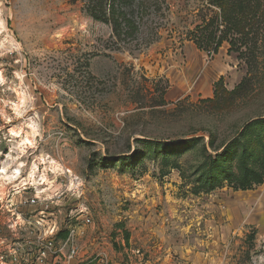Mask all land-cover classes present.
Masks as SVG:
<instances>
[{
	"label": "rangeland",
	"instance_id": "1",
	"mask_svg": "<svg viewBox=\"0 0 264 264\" xmlns=\"http://www.w3.org/2000/svg\"><path fill=\"white\" fill-rule=\"evenodd\" d=\"M2 168L0 264H264V0H0Z\"/></svg>",
	"mask_w": 264,
	"mask_h": 264
},
{
	"label": "bare ground",
	"instance_id": "2",
	"mask_svg": "<svg viewBox=\"0 0 264 264\" xmlns=\"http://www.w3.org/2000/svg\"><path fill=\"white\" fill-rule=\"evenodd\" d=\"M19 100H20V102L23 104L24 101H25L24 96H23V95L20 96ZM19 104H20V103H19ZM24 104H25V103H24ZM14 105H15V107H18V104H17V103H15ZM11 135H12L14 138H15V137L19 138V142H20L19 147H20L22 150L25 149L24 147H26L27 145H32V140H31L26 134H23V132H21V131H19V130H11ZM32 146H33V145H32ZM19 147H18V148H19ZM22 166H23V164H22V162L20 161V164L18 165V167H16V168H15V171H13L12 178H13L14 180L19 179V173H20L19 168H21ZM36 168H37V165L34 164L32 170H31L30 173H29V178H30L29 180H31V181H30L31 185H34V184H35L34 176H35V169H36ZM0 173L5 174V175L7 174L5 168H2L1 171H0ZM14 174H16L15 177H14ZM44 177H45V176H44Z\"/></svg>",
	"mask_w": 264,
	"mask_h": 264
},
{
	"label": "built area",
	"instance_id": "3",
	"mask_svg": "<svg viewBox=\"0 0 264 264\" xmlns=\"http://www.w3.org/2000/svg\"><path fill=\"white\" fill-rule=\"evenodd\" d=\"M28 201H29V203L31 204V205H34V204H36V197H30L29 199H28Z\"/></svg>",
	"mask_w": 264,
	"mask_h": 264
},
{
	"label": "trees",
	"instance_id": "4",
	"mask_svg": "<svg viewBox=\"0 0 264 264\" xmlns=\"http://www.w3.org/2000/svg\"><path fill=\"white\" fill-rule=\"evenodd\" d=\"M263 181V179H261L260 181H258L257 183H261ZM250 188V186H240V189L241 190H245V189H249ZM128 239H127V237H126V241H127Z\"/></svg>",
	"mask_w": 264,
	"mask_h": 264
}]
</instances>
